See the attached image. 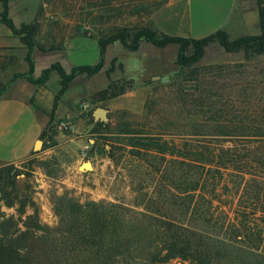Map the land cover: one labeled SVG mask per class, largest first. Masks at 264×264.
Segmentation results:
<instances>
[{"label":"trees","instance_id":"1","mask_svg":"<svg viewBox=\"0 0 264 264\" xmlns=\"http://www.w3.org/2000/svg\"><path fill=\"white\" fill-rule=\"evenodd\" d=\"M49 1L41 0V5ZM90 1L101 10L91 17L90 24L121 20V24L97 29L96 33L78 27L71 34L70 38L96 39L97 62L72 66L66 71L55 61L33 77V50H62L67 39L51 30L44 39L39 38L38 19L17 26L8 15V0H0V22L25 47L28 65L26 72H17L6 84L0 83V94L19 76L44 85L55 70L60 87L39 138L47 136L56 144L53 120L61 95L77 76H92L102 69L108 45L118 41L124 48L136 51L143 40L158 48L176 44L175 64L188 70L183 79L193 82L192 92L187 93L189 87L182 86V80L154 86L152 92L161 87L175 92L180 103L176 112L189 123L181 125L182 130L174 136L166 132L169 126L178 128L171 114L161 115L164 109L159 105H145L140 128L121 121L122 127H116V133L126 136L122 146L129 147L127 152L146 160L152 174L159 176L162 192L155 206L190 213L194 228L146 213L137 223H131L123 204L111 203L109 212L102 208V202L76 201H66L57 208L58 226L45 227L36 210L25 213L28 200H21L15 207V177L20 171L3 166L0 199L7 207L16 208L18 217L0 215V264H167L173 258L188 260L190 264H264V68L251 72L241 62L195 65L214 42L226 52L242 51L246 60L264 56V0H256L260 32L233 39L222 28L201 37L158 32L143 18L167 0ZM132 16L137 21L130 22ZM5 66L4 63L2 67ZM112 70V64L105 70L108 83L95 92L98 100L115 97L132 87V81L112 79ZM90 122L91 133L111 142V137L101 135L106 130L111 132L103 119ZM50 127L53 134L48 136ZM114 144L110 143L106 151L111 160L121 142Z\"/></svg>","mask_w":264,"mask_h":264},{"label":"rangeland","instance_id":"2","mask_svg":"<svg viewBox=\"0 0 264 264\" xmlns=\"http://www.w3.org/2000/svg\"><path fill=\"white\" fill-rule=\"evenodd\" d=\"M91 3L90 0H50L49 3L41 5V0H8V15L17 26L22 22L29 23L38 19L41 26L39 34L41 39L48 30L58 36L66 37L68 41L78 27L81 30L96 33L97 29L121 24V20L118 19H111L108 24H90L91 17L101 12L100 7L92 6ZM229 3L230 0H188L186 25L180 29H174L173 33L169 34L200 37L204 36L199 35L203 32L210 33V30L224 18ZM115 5H118V2H115ZM2 8L0 2V13ZM157 11H164L165 14L176 12L181 16L184 13V6L179 0H167L159 7L154 8L150 14L145 15L144 21L152 23L151 16ZM161 12L155 15H161ZM129 21L133 23L137 21V18L132 16ZM83 43L81 48L86 47L90 51L98 49L97 42L93 39L83 40ZM25 51L26 49L19 38L14 37L9 29L0 22V83L2 85L6 84L13 74L27 71ZM159 51L157 58L161 59L160 62L154 63V58H151V66L156 64L155 68L151 67V70L148 69L144 75H141L138 71L133 70L134 52L115 41L107 47L104 67L101 71L92 76L80 75L75 78L73 85L76 86L70 87L65 98L71 96L78 85L84 86L85 92L74 103L76 105L73 109V119H68L66 116L59 119L54 118L53 129L56 134L58 132L68 133L74 128V131L84 138L86 147L76 148L77 151L71 152L60 148L57 142L53 144L52 140L46 136L41 139V148L32 152L24 160L0 163V167L12 166L20 171L15 177V188L18 194V202L15 207L19 206L21 200H28L25 213H32L36 210L39 222L49 228L58 226L57 208L64 206L66 201H76L82 204L86 202L100 204L102 202V208L109 212L112 208L111 203H119L128 209L126 216L131 223H137L141 220L143 213H146L163 219L170 218L187 227L194 228V220L190 213L184 212L180 208L168 210L155 206L154 202L161 198L162 192L159 176L152 174L146 160H140L130 155L127 152L129 147L122 146L127 141L126 136L116 133V127H122L119 124L121 121L140 128V123H144L145 105H159L164 109L160 111L161 115L171 114L170 117L175 120L174 124L178 125V128L169 126L166 132L172 133L174 136H177L179 129L182 130L181 125L185 126L189 123L187 119L181 118L176 112L177 105L180 103L175 92H172L169 87L166 90L161 87L156 92H152L154 86L169 85L171 81L175 83L182 80V86L189 87L187 93H191L194 86L192 81L183 79L188 70L180 69L175 64L177 45L169 44ZM32 56L34 61L37 60V70L46 63L50 62L51 64L60 58L56 54H47V52L38 49L33 50ZM86 62L91 63V60H86ZM239 62L243 63L245 68L251 72H257L264 68V56H253L250 60H246L242 51L226 52L217 42L206 47L205 53L195 65L201 67L210 64ZM4 63L6 66L3 68ZM111 64L113 65L112 79L132 81L130 88L148 84L149 91L141 105H133L134 102H137V97L116 98L115 101L120 105H107V102H100L97 99L95 92L108 83L104 70ZM55 75L56 73L48 80L47 88L49 90H53L57 86ZM31 76L34 77L33 74ZM17 79H25L33 84L25 76H19L9 82L6 87H9ZM152 101L156 103L154 104ZM123 103L131 105H123ZM35 106L38 112L50 114L45 108L48 105ZM97 107L105 109L102 119L110 126L111 132L108 133L106 130L101 135L111 137V142L90 132V120L98 119L94 115ZM158 118L159 116L154 117V119ZM9 121L13 123L4 127V124L6 125ZM60 122L68 123L70 127L60 129ZM152 123L157 124L156 121ZM37 129V121L30 105L0 106V146L2 141L10 140L13 145H17V148L31 144L33 148L37 140ZM53 129L47 128L48 136L53 134ZM55 134L53 137L56 140ZM94 136L97 137L96 141ZM114 142H121V146L114 149L115 159L111 160L106 151L110 149V143L115 146ZM85 161L91 163V168L82 170L79 166ZM3 213L14 214L18 217L16 208L7 207L0 199V215ZM24 216L25 214L22 217ZM167 264H190V262L173 258Z\"/></svg>","mask_w":264,"mask_h":264},{"label":"crops","instance_id":"3","mask_svg":"<svg viewBox=\"0 0 264 264\" xmlns=\"http://www.w3.org/2000/svg\"><path fill=\"white\" fill-rule=\"evenodd\" d=\"M179 1H181L184 6V13L181 16H179L176 12L172 14H165L164 11H157L152 14V25L158 32L169 34L173 33L174 29H180L186 25L188 0ZM159 12H161L162 14L158 16L155 15ZM219 28L225 29L228 32L230 39L245 34H258L260 32V27L256 0H230L228 10L224 18L218 23L217 26L212 28L210 31L213 32ZM206 33L207 32H203L199 35H207ZM86 39H93L94 41H96V39L94 38L77 36L66 41L64 49L47 52V54L52 53L58 55V57L60 58L57 61L66 71H69L72 66L93 64L98 60L99 51L98 49L97 51H90L86 49V47L81 48V45L84 44L83 40ZM161 48L163 49L165 47ZM161 48L154 46L152 43L146 40L141 41L139 48L136 51H131L134 52L133 70L138 71L139 73H141V75H144V72L148 69L151 70V67L155 68L156 64H153V66H151V58H154V63H157V61L160 62L161 59H159V57L157 58V56H159V50ZM86 60H91V63H87ZM36 61L37 60L34 61V77L39 76L41 70L50 64V62H48L44 66L39 68V70H37ZM54 73H56L55 76L58 83L57 86L53 88V90H49L47 88L48 80L50 76L54 75ZM74 81L61 95L57 103V108L54 112L55 119H59L62 116H66L68 119H73V109L75 108L74 105H76L74 103H76L78 101V98L85 92V87L78 85L77 88L74 89L73 94L65 98V95L69 91L70 87L76 86L73 85ZM106 85L107 83H105V86ZM59 87V75L55 70L50 72L45 84L40 86L33 85L25 79H17L3 92L2 96L0 97V106L30 105L33 109L34 118L37 121V139H40L39 134L47 123L49 115H46L41 111L38 112L35 105H48L45 108L50 113L54 94L58 91ZM148 91V84H143L136 88L125 90L124 93L115 97L106 100H100V102H107V105H120L117 103V101H115L116 98L137 97V102H134L133 105H141ZM130 103H123V105H131ZM12 123V121H9L6 123V125L4 124V127L10 126ZM89 123L92 125L91 122ZM55 137L60 148L70 150L71 152L77 151L76 148L86 147L84 138L82 137V135L76 133L74 131V128L71 129L68 133L58 132L55 134ZM32 152H34L32 144L17 148V145H13L10 140L8 142L2 141L0 146V163H13L22 161Z\"/></svg>","mask_w":264,"mask_h":264},{"label":"water","instance_id":"4","mask_svg":"<svg viewBox=\"0 0 264 264\" xmlns=\"http://www.w3.org/2000/svg\"><path fill=\"white\" fill-rule=\"evenodd\" d=\"M105 112V109L102 107H97L94 115L96 116V118L102 119L103 113ZM42 145V140L41 139H37L33 145V150L34 151H38L41 148ZM82 170H87L88 168H91V163L89 161H85L82 164H80L79 166Z\"/></svg>","mask_w":264,"mask_h":264},{"label":"built area","instance_id":"5","mask_svg":"<svg viewBox=\"0 0 264 264\" xmlns=\"http://www.w3.org/2000/svg\"><path fill=\"white\" fill-rule=\"evenodd\" d=\"M69 127H70V125L68 123H65V122H60V124H59L60 129H67Z\"/></svg>","mask_w":264,"mask_h":264}]
</instances>
